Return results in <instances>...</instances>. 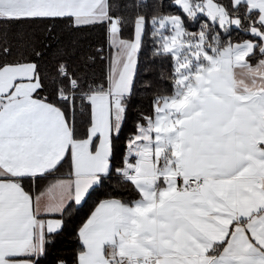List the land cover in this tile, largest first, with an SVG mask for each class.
<instances>
[{"label": "snow or ice", "instance_id": "obj_1", "mask_svg": "<svg viewBox=\"0 0 264 264\" xmlns=\"http://www.w3.org/2000/svg\"><path fill=\"white\" fill-rule=\"evenodd\" d=\"M149 27L170 71L126 133ZM93 196L74 264H264V0H0V264Z\"/></svg>", "mask_w": 264, "mask_h": 264}, {"label": "trees", "instance_id": "obj_2", "mask_svg": "<svg viewBox=\"0 0 264 264\" xmlns=\"http://www.w3.org/2000/svg\"><path fill=\"white\" fill-rule=\"evenodd\" d=\"M149 3L152 0H148ZM172 11H175L173 9ZM21 30H33L28 25H22ZM57 32L61 38V43L68 50L76 49L78 52H94L97 47L105 45L104 34L101 29L86 28L80 31H68L63 26L57 28ZM151 28L148 29V35L145 36L143 46L139 54V72L137 79V94L135 95L132 105L130 107L129 127L125 130L127 133L131 130L132 123L136 113L148 107V94L145 93L144 82L156 81L161 74H167L170 71V63L168 61L153 62L152 48L153 43L150 37ZM38 38L43 36L42 32H37ZM128 33H125V37ZM105 65L97 61L94 71L100 74L104 70ZM67 171V166L61 171L64 174ZM49 181H41L40 190H43ZM108 184L116 185V180L113 178ZM96 197L89 201L87 206L83 208H73L66 216L67 227L65 231L56 237L54 245L49 249V254L46 258H42V264H56L57 258H62L67 261V264H74L76 254L79 250L80 244L77 238V231L89 213Z\"/></svg>", "mask_w": 264, "mask_h": 264}]
</instances>
